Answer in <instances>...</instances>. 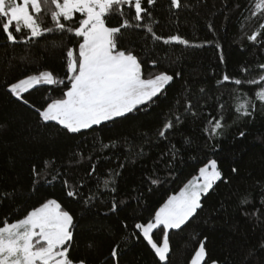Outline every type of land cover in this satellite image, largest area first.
Masks as SVG:
<instances>
[{
    "label": "trees",
    "instance_id": "trees-1",
    "mask_svg": "<svg viewBox=\"0 0 264 264\" xmlns=\"http://www.w3.org/2000/svg\"><path fill=\"white\" fill-rule=\"evenodd\" d=\"M183 4L191 6L174 10L173 14L169 11V0H157L153 10L159 21L155 26L157 34H179L196 44L212 43L203 47L158 44L154 49L149 44L145 48L143 45L148 41L142 30L126 32V46L133 48L141 60L158 61L151 71L180 73L165 95L129 119L101 126L102 130L95 132L71 135L58 125L40 123L33 108L17 101L0 86V190L16 191L14 199L0 204V218H22L25 210L39 206L45 199L55 198L75 218L73 256L84 259L86 264H114L110 252L118 244V264H160L146 241L142 237L136 238L139 230L134 229V224L146 223L169 196L178 193L184 184L198 175L199 167L216 159L224 179L202 196V209L187 225L169 233L168 264H190L201 241L208 253L207 264L212 260L218 264H264V247L261 246L264 244V106L257 102L252 117L237 119L231 108L234 85L217 83L225 73L241 79L251 78L241 73L242 67H252L254 73L260 71L256 66L264 63V44H254L246 38L257 29L259 18L245 21L241 28V13L248 15L244 10L249 6V0H182ZM237 4L240 5L238 9ZM209 23L214 31L209 30ZM45 24H48L47 18ZM64 39L67 44L75 43L70 37ZM25 56L27 61L22 59ZM62 63L59 51L48 47L43 38L34 44L13 45L6 42L0 31V85L5 81L15 82L38 70L47 69L63 75ZM240 87L251 96L257 86ZM47 88L53 90L32 89L25 98L37 107L48 95L59 98L58 89ZM185 88L195 94L189 98L196 111L203 115L189 116L173 130L169 139L179 153L171 161L170 168L166 167L168 161L161 159V154L167 151L168 141L144 145L145 155L132 161L126 160L128 151L123 143L113 149L91 153L94 137L102 138L104 143L122 142L126 138L139 144L143 139L140 133H155L162 126V115ZM200 88L205 89L206 95L197 104ZM218 103L225 104L223 115L228 127L223 135L209 140L203 129L208 119L219 118ZM185 139H190L191 143H185ZM78 150L85 156L92 154V160L76 163L72 153ZM46 160L55 161L47 170L48 178L51 179L56 169L61 176L51 184L41 179L33 191L32 166L40 171ZM93 163L96 172L89 177L87 174ZM120 163L124 164L122 169ZM110 170L120 172L116 177V193L101 195L85 203L97 179L106 178ZM153 172L160 177L159 185L146 181ZM63 180L69 185L82 183L83 187L78 188L80 194L75 198L68 197ZM100 191H104L102 186ZM245 196L249 197L250 203L241 205L240 200ZM113 197L117 203L115 212L110 210ZM153 235L158 242L162 240L155 232Z\"/></svg>",
    "mask_w": 264,
    "mask_h": 264
},
{
    "label": "snow or ice",
    "instance_id": "snow-or-ice-1",
    "mask_svg": "<svg viewBox=\"0 0 264 264\" xmlns=\"http://www.w3.org/2000/svg\"><path fill=\"white\" fill-rule=\"evenodd\" d=\"M155 6L157 0H0V31L4 33L7 43L29 45L43 38L48 47L59 51L63 61V75L52 70H38L15 82L5 81L0 86L17 101L33 108L40 123L45 126L58 125L71 135L102 130L101 126L119 123L138 111L147 110L149 105L155 104L156 98L166 94V89L180 73L151 71L156 68L158 61L141 60L133 48L126 46V32L142 30L144 39L148 41L143 45L145 48L149 44L154 49L158 44L203 47L212 43L204 41L196 44L179 34H157L155 26L159 21L153 15ZM190 6L182 5V0H169V11L173 14L174 10ZM239 7L237 4L236 8ZM244 11L248 15L241 13V28L245 21L259 18L257 29L247 35V40L254 44H264V0H249V6ZM45 18L48 20L47 26ZM207 26L214 31L211 23ZM57 35L58 38H55ZM65 37H70L75 43H65ZM22 59L27 61L26 56ZM256 68L260 70L258 73H254L252 67L240 69L242 74L251 76L249 79L225 73L217 81L220 85L226 82L234 85L231 91V108L237 119L252 117L257 102L264 106V63L258 64ZM241 85L257 87L250 96L241 90ZM47 86L58 89L59 98L48 95L38 107L25 98V94L32 89L53 90ZM199 93L200 96L196 97L197 104L206 95L204 88H200ZM191 95L195 94L185 88L168 112L162 115V126L152 135L140 133L143 139L139 144L126 138L122 142L112 140L104 143L102 138L94 137L91 153L113 149L123 143L128 151L126 160L132 161L133 158L139 159L145 155L144 145L168 141L167 151L161 154V159L167 160L166 167L170 168L171 161L179 153L177 146L169 139L173 130L189 116L198 118L203 115V112L198 113L194 108L193 101L189 98ZM217 107L220 111L219 118L213 116L208 119L203 129L209 140L223 135L224 129L228 127L223 115L225 104L218 103ZM240 136L243 137L244 133L241 132ZM185 143H191L190 139H185ZM72 156L76 158V163H82L85 159L92 160V154L85 156L79 150L73 152ZM54 164L55 161L46 160L44 169L40 171L35 165L32 166L33 191L41 179L51 184L61 176L56 169L51 179L48 178L47 170ZM123 167L124 164L120 163L119 168ZM232 171L235 172L236 169L233 168ZM95 172L96 165L93 163L87 175L91 177ZM119 175V170H110L106 178H98L95 188L89 190L84 202L89 203L101 195L116 193V177ZM223 179L217 160H208L204 166L199 167L198 175L184 184L178 193L169 196L146 223H135L134 229L139 230V235L135 232L133 235L146 241L160 264H168L171 251L169 233L179 231L187 225L198 210L202 209V196ZM146 181L151 185L161 183L155 172L147 176ZM63 184L68 189L67 196L71 198L77 197L80 194L78 188L83 187L82 183L69 185L67 180H63ZM101 186L103 192L100 191ZM15 196V189L0 190V204H5ZM110 203V210L115 212L117 203L114 197ZM248 203V196L241 198V205ZM256 218L259 220L258 216ZM10 219L0 218V264H86L84 259L72 255L75 218L58 199H45L39 206L25 210L22 218L11 219V222ZM154 232L157 236H162L160 242L154 238ZM261 246L264 247V244ZM118 248L117 244L110 252L114 264H118ZM207 257L205 243L201 241L190 264H207ZM211 264H218V261L212 260Z\"/></svg>",
    "mask_w": 264,
    "mask_h": 264
},
{
    "label": "rangeland",
    "instance_id": "rangeland-1",
    "mask_svg": "<svg viewBox=\"0 0 264 264\" xmlns=\"http://www.w3.org/2000/svg\"><path fill=\"white\" fill-rule=\"evenodd\" d=\"M210 190H211V189H210ZM210 190H209V191H210Z\"/></svg>",
    "mask_w": 264,
    "mask_h": 264
}]
</instances>
